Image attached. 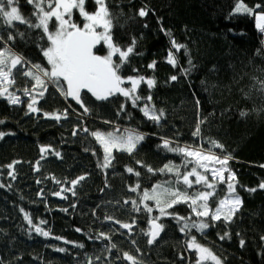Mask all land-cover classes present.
<instances>
[{"label": "trees", "instance_id": "trees-1", "mask_svg": "<svg viewBox=\"0 0 264 264\" xmlns=\"http://www.w3.org/2000/svg\"><path fill=\"white\" fill-rule=\"evenodd\" d=\"M107 2L113 14L114 41L120 46L136 41L134 53L121 74L136 75L132 69H138L139 75L154 76L156 86L149 90L142 83L139 95L151 94L149 107L154 106L157 112L162 109L164 116L158 124L147 119L140 111L145 104L143 99L133 107L123 96L100 101L90 94H83L84 103L90 109L85 114L80 106L51 85L37 105L41 111L36 113L27 108L31 100L12 105L6 97H0V120L4 121L0 123V132L7 134L0 139V184L3 185L0 187V264H87L89 258L92 264H129L122 259L123 252L137 256L142 264H195L194 252L185 245L191 236L209 247L222 264H264V240L261 239L264 237V190L258 188L264 181V167H261L264 165V85L261 84L264 35L255 28L253 17L232 14L234 0ZM244 2L249 6L264 4V0ZM19 6L22 14L30 15L32 9L26 0H19ZM143 7L149 12L140 17L138 11ZM86 9L95 10L93 0L86 1ZM161 29L170 31L171 36ZM9 31L16 38L8 43L17 54L47 67L38 46L42 43L39 30L21 24L12 29L0 27V35L5 39ZM17 32H24L25 36L21 38ZM171 39L186 45V50L176 54L178 66L175 68L166 62ZM98 49V54H106L105 47ZM153 61H156L154 70L147 67ZM183 69L190 71L185 75ZM172 75L178 79L171 81ZM29 84L27 78L18 75L10 90L23 96L22 89ZM65 110L66 118L62 115L59 121L44 116L45 112L63 114ZM241 112L247 115L242 116ZM201 119L204 120L201 136L193 137L192 132ZM117 127L122 133L135 130L145 138L132 155L114 151L112 166L102 169L98 164L103 161V151L90 132L112 131ZM84 128L89 132H84ZM162 138L173 141V146L179 143L205 148L211 147L208 141L216 140L224 146L226 154H231L229 166L236 174V190L243 201L231 223L208 220L210 227L203 233L191 228L186 230V235L180 231L183 221L177 223L171 217H164L160 221L165 225L161 236L153 245L147 244L148 237L141 229L148 228V214L143 210L132 211L131 204L125 205L123 201L138 200L136 193L127 190L137 180L142 188H149L156 182L174 179L170 174L148 173L137 163L140 161L154 169L169 161L179 165L180 156L160 147ZM42 145L51 146L60 157L49 152L41 159ZM38 160L40 170L36 171ZM13 161H20L14 166L15 179L9 175L12 170L7 168ZM126 167L139 171L141 176L129 174ZM80 176L85 179L75 185V195L72 191L62 194L67 199L52 195L61 187L72 188L68 182ZM52 177L61 183H55ZM249 188L257 191L249 192ZM170 211L190 216L185 204L176 205ZM25 213L30 215L33 224L50 230V236L37 234L24 219ZM152 215L159 213L154 209ZM106 216L127 223L135 219L136 225L129 233L119 224L106 220ZM200 219L191 216L188 223ZM41 220L47 223L39 224ZM77 228L81 231L77 232ZM100 232L110 235L111 240L97 239ZM225 233L228 235L220 239ZM57 236L62 239H55ZM241 239L245 241L243 246ZM112 243L117 248L109 252L107 248ZM58 248L65 251H57Z\"/></svg>", "mask_w": 264, "mask_h": 264}, {"label": "snow or ice", "instance_id": "snow-or-ice-1", "mask_svg": "<svg viewBox=\"0 0 264 264\" xmlns=\"http://www.w3.org/2000/svg\"><path fill=\"white\" fill-rule=\"evenodd\" d=\"M26 3L31 6L30 15H24L19 6V0H0V27L5 29L15 28L17 24L26 25L27 28L39 30L38 44L43 57L47 61V67L40 63H32L27 61L23 56L17 54L9 41H15V36L12 32H8L7 39L0 35V97H6L8 103H20V97L14 92H9V88L16 84L17 76H23L30 81L29 86L22 89L25 96L31 97V102L27 108L29 112L36 113L41 111L37 107L40 99H43L49 86H54L65 98H71L78 104L85 114L89 113L90 109L84 103L82 93H90L96 100L105 101L110 97L123 96L126 100L131 101L133 107L138 106V102L142 99L145 101L140 111L143 115L157 124L164 116L163 110H157L154 106L149 107L153 97L151 94L146 97L139 95L141 84H146L151 90L156 86L154 76L145 77L139 75L138 69H132L136 75L124 76L121 70L129 62L130 56L134 53L136 41L133 39L127 46H120L113 38V14L110 10L107 0H94L95 10L88 11L85 7L86 0H26ZM149 10L146 7L139 9L138 15L145 17ZM82 18L80 22L74 19V15ZM233 15H247L253 17L255 28L259 33L264 35V4L256 3L254 6H249L244 0H234ZM146 26V25H145ZM165 31V34L171 36L170 31ZM21 38L25 36L24 32H17ZM171 49L167 52L166 62L173 68L178 66L177 53L181 49L186 50V45L178 43L175 39H171ZM98 46L106 48V54H98ZM174 49L175 52L172 50ZM117 57V59H114ZM189 65L192 64L191 59L188 60ZM27 66V67H26ZM149 69H155L156 61L148 64ZM190 69H183L182 73L187 74ZM178 77L172 75L171 81H176ZM264 85V81L261 82ZM130 85V87H125ZM199 105L200 101H196ZM124 110V105H121V111ZM66 118L67 110L63 114L45 112L44 116L59 121ZM241 115H247L241 112ZM4 121L0 120V123ZM105 123H111L105 121ZM204 120L201 119L195 126L192 132L193 137L201 136V124ZM84 132H89L88 128L83 129ZM7 135L0 132V139ZM76 135V132H73ZM90 135L95 139L97 144L103 151V161L98 166L102 169H107L112 166V161L115 159L114 151L125 152L132 155L137 148V145L144 140V135L135 130H121L117 127L112 131H91ZM211 145L209 148L203 145L184 144L180 145L169 139L162 138V147L167 152L174 153L181 157L179 165L169 161L163 164L162 167L154 169L151 166L143 165L137 161L142 167L147 169L148 173L156 175H171L174 179L165 180L154 183L149 188H142L139 180L134 186H129L128 191L136 193L137 199H125V205L131 204V210L140 212L143 210L147 213V230L141 229L142 233L148 237L147 244L153 245L160 237L165 229V225L161 223L164 217H171L177 223L184 222L180 228L181 232L186 235L191 228H195L200 232L210 227L208 220L215 222L231 223L236 213L240 210L243 201L237 192V177L235 172L230 168L229 162L233 159L231 154L224 152V146L216 140L208 141ZM220 149L217 153L212 149ZM87 151V149H85ZM41 159H44L45 153L52 152L55 156L60 157V153L51 149V146H41ZM95 155V152L93 153ZM20 161H13L7 165L10 171L9 175L15 179L14 166ZM40 161L36 162L35 170L39 171ZM264 167V165H261ZM129 174H134L137 178L141 176L139 171L132 167H126ZM55 180L54 177H52ZM84 176L71 180L72 188L61 187L59 191H55L52 195L67 199L62 194L66 191H72L75 195L74 187ZM41 181L37 180V183ZM55 183L60 184L61 181L55 180ZM224 185L225 188L220 186ZM0 187H3L0 184ZM258 188L264 190V181ZM249 192L257 191V188L247 189ZM42 195V192L40 193ZM151 202V203H149ZM185 204L190 209V216H181L173 210L176 205ZM154 206V207H153ZM154 209L159 215H152ZM23 211V209H21ZM67 211V209H63ZM191 216L201 218L199 222L188 221ZM24 219L35 229V232L41 236L49 237L50 230L45 231L39 225L33 224V220L28 213H25ZM106 220L113 221L119 224L120 228L126 229L131 233L136 225V220L131 223L121 222L113 216H106ZM47 221L41 220L39 224H45ZM188 230V231H186ZM77 232L81 229L77 228ZM228 233L220 236L224 239ZM62 239L61 237H54ZM97 239L111 240V236L100 232ZM264 240V237H261ZM68 243V241H65ZM132 243L135 245L136 241ZM245 241L240 240V245L243 246ZM186 248L192 250L195 254V264H222L221 259L207 246L199 243L196 236H191L185 241ZM77 247L83 248V244H77ZM117 245L112 243L107 251L111 252L116 249ZM57 251L63 252L65 249L58 248ZM139 252V248L136 249ZM183 258V257H181ZM97 260L100 257H96ZM122 259L128 261L129 264H142L137 256L123 252ZM87 264H92L89 258Z\"/></svg>", "mask_w": 264, "mask_h": 264}, {"label": "rangeland", "instance_id": "rangeland-1", "mask_svg": "<svg viewBox=\"0 0 264 264\" xmlns=\"http://www.w3.org/2000/svg\"><path fill=\"white\" fill-rule=\"evenodd\" d=\"M87 1V0H86ZM94 1V0H93ZM85 7H86V5H85ZM76 15H78V13H76L75 15H74V19H76L77 20V17H76ZM79 19H82V18H80L79 16H78V20ZM12 87H10L9 88V92H14V91H12V90H10ZM15 93V92H14ZM16 94V93H15ZM17 96H19L20 97V103H18V104H15V105H21V103L24 101V100H27V103H28V101H30L31 100V97H29V96H25V95H20V94H16ZM13 105V104H12ZM139 145V144H138ZM137 145V146H138ZM178 205H181V204H178Z\"/></svg>", "mask_w": 264, "mask_h": 264}, {"label": "water", "instance_id": "water-1", "mask_svg": "<svg viewBox=\"0 0 264 264\" xmlns=\"http://www.w3.org/2000/svg\"><path fill=\"white\" fill-rule=\"evenodd\" d=\"M99 47V46H98ZM83 94H90V93H87V92H84V93H82V95ZM91 95V94H90ZM69 101L70 102H72V103H74V104H76V102L74 101V100H72L70 97H69ZM76 105H78V104H76ZM79 106V105H78ZM161 236V235H160Z\"/></svg>", "mask_w": 264, "mask_h": 264}]
</instances>
